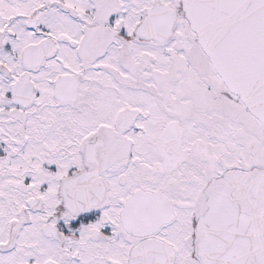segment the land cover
Returning <instances> with one entry per match:
<instances>
[{"label": "snow or ice", "instance_id": "6c2138e0", "mask_svg": "<svg viewBox=\"0 0 264 264\" xmlns=\"http://www.w3.org/2000/svg\"><path fill=\"white\" fill-rule=\"evenodd\" d=\"M0 264H264V0H0Z\"/></svg>", "mask_w": 264, "mask_h": 264}]
</instances>
